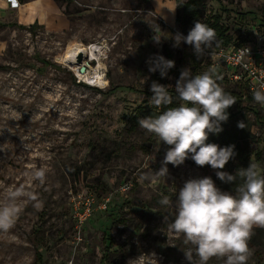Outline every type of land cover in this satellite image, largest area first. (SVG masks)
I'll return each mask as SVG.
<instances>
[{
  "label": "rangeland",
  "instance_id": "obj_1",
  "mask_svg": "<svg viewBox=\"0 0 264 264\" xmlns=\"http://www.w3.org/2000/svg\"><path fill=\"white\" fill-rule=\"evenodd\" d=\"M51 1L66 29L0 16V264H264V96L212 68L176 0ZM213 14L247 43L264 0ZM78 44L105 46L106 87L64 62ZM164 91L189 100L175 121L148 115Z\"/></svg>",
  "mask_w": 264,
  "mask_h": 264
},
{
  "label": "built area",
  "instance_id": "obj_2",
  "mask_svg": "<svg viewBox=\"0 0 264 264\" xmlns=\"http://www.w3.org/2000/svg\"><path fill=\"white\" fill-rule=\"evenodd\" d=\"M19 5V0H0V11L18 9ZM194 41V47L210 57L212 68L220 70L226 81L246 88L251 95L264 96V25L252 26L247 43L206 51V34Z\"/></svg>",
  "mask_w": 264,
  "mask_h": 264
},
{
  "label": "trees",
  "instance_id": "obj_3",
  "mask_svg": "<svg viewBox=\"0 0 264 264\" xmlns=\"http://www.w3.org/2000/svg\"><path fill=\"white\" fill-rule=\"evenodd\" d=\"M178 5V14L176 17V24L180 28L181 32L185 36H192L194 34H198V37L200 36L203 31L206 34L207 42L206 44L209 46H212L215 49H219L221 47L229 46L232 43L233 38L229 36L228 34V28L222 24V16L219 14H213L210 16L206 22H201L199 19H202L203 13L206 9V0H176ZM180 11L182 14H180ZM202 16V17H201ZM23 29L33 32L37 27H39L37 24L31 25L29 27L21 26ZM43 64L48 66L50 65L49 62L43 61ZM162 95L169 96L167 100L164 102V109L163 112H159L158 114H152L149 113V117H160L162 120L166 121L167 117L170 115L172 120L175 121L173 118L176 113L170 112V108H178L179 104L178 102L180 100L185 101L188 105L189 100L187 98H181L174 92L171 94H168V92L164 91ZM182 113V110L178 111V114ZM161 115V116H160ZM174 115V116H173ZM173 126V125H172ZM219 185V184H218ZM221 187V186H220ZM249 193L251 195L254 194V191L257 188L256 182L250 183L249 186ZM222 189V187H221ZM233 193L239 197L242 195L240 194L241 188L238 186H234L231 188ZM259 198L255 197L252 201H256ZM260 232L259 230H256L251 236H249L246 239V247L252 249L256 242L260 238ZM108 261V264H119L117 261L113 262L110 259H106ZM37 261L41 262L42 257L40 255L37 256Z\"/></svg>",
  "mask_w": 264,
  "mask_h": 264
},
{
  "label": "crops",
  "instance_id": "obj_4",
  "mask_svg": "<svg viewBox=\"0 0 264 264\" xmlns=\"http://www.w3.org/2000/svg\"><path fill=\"white\" fill-rule=\"evenodd\" d=\"M19 2L18 9H3L0 11V16L11 11L21 26L29 27L37 24L46 27L47 30L66 29L69 25L59 7L51 0H19Z\"/></svg>",
  "mask_w": 264,
  "mask_h": 264
},
{
  "label": "bare ground",
  "instance_id": "obj_5",
  "mask_svg": "<svg viewBox=\"0 0 264 264\" xmlns=\"http://www.w3.org/2000/svg\"><path fill=\"white\" fill-rule=\"evenodd\" d=\"M104 50L105 46H102L101 44H78L65 52L63 59L82 82L102 89L106 87L105 84L107 82L104 76L103 66L101 65L105 55ZM81 53L84 55V59L82 63L79 64L77 59ZM92 64H96L97 66ZM81 67L86 68L84 74L80 72Z\"/></svg>",
  "mask_w": 264,
  "mask_h": 264
},
{
  "label": "water",
  "instance_id": "obj_6",
  "mask_svg": "<svg viewBox=\"0 0 264 264\" xmlns=\"http://www.w3.org/2000/svg\"><path fill=\"white\" fill-rule=\"evenodd\" d=\"M83 59H84V55L81 53L77 59V62L80 64V63H82ZM80 72L84 74L86 72V68L81 67Z\"/></svg>",
  "mask_w": 264,
  "mask_h": 264
}]
</instances>
